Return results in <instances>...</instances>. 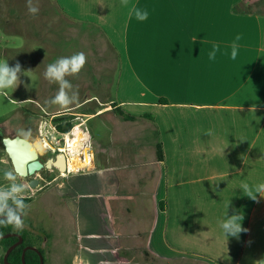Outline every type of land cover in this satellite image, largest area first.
I'll return each mask as SVG.
<instances>
[{
    "label": "crops",
    "instance_id": "1",
    "mask_svg": "<svg viewBox=\"0 0 264 264\" xmlns=\"http://www.w3.org/2000/svg\"><path fill=\"white\" fill-rule=\"evenodd\" d=\"M55 2L79 43L91 47L93 31L102 42L85 49L78 88L87 94L68 111L84 109L74 129L88 153L79 162L94 176L85 182L86 218L115 232L119 259L104 263L120 264V252L142 240L144 253L161 260L264 264V197L240 190L264 183V0ZM133 7L148 19L130 17ZM114 71L115 98L90 94L107 92ZM94 119L108 134L91 154L82 126ZM234 213L246 231L226 236L221 223Z\"/></svg>",
    "mask_w": 264,
    "mask_h": 264
},
{
    "label": "rangeland",
    "instance_id": "2",
    "mask_svg": "<svg viewBox=\"0 0 264 264\" xmlns=\"http://www.w3.org/2000/svg\"><path fill=\"white\" fill-rule=\"evenodd\" d=\"M33 4L39 8V13L35 16L29 14L26 0H0V64L7 61L12 67L19 63L22 70L20 82L16 88L0 91V127L6 129L0 138V188L7 189L12 183L4 178V171H12L16 176L15 182L24 185L25 191L17 194V197L32 199L28 204L30 206L28 214L24 217L25 229L39 235L37 236L41 242L39 247L43 251L42 256L46 264H100L101 262L105 264L107 260L117 261L119 254L114 249L117 246L114 230L97 225L94 220L87 219L85 215V182L93 179L94 176H85L87 173L85 168L78 174H69L66 178L59 171L50 172L44 169L34 176L42 181L41 185L32 188L30 184L28 185L32 177L22 178L15 173L1 143L2 138L19 134L31 139L37 149L43 147V150L39 151L43 162L50 157L55 158L56 155L49 153L47 147L65 146L62 136L55 131V122L67 119L68 124L75 127L81 121L76 119L77 116L74 113L84 109L62 113L63 110H68L69 106L61 108L59 105L46 103V100L51 99L58 91L57 84H50L44 79L46 65L58 57L71 56L76 52L85 53V49L98 48L102 45L101 40V44L98 43L99 38L96 37L95 31L91 35L93 40V43L90 42L91 47H88L89 45L85 47V43H79V40L74 38L75 26L64 18L55 0H33ZM87 63L78 76L66 77L73 84V89L68 90L70 96L75 91V87L78 88L85 80ZM117 83L118 75L114 71L111 83L107 86V92L90 94H97L104 100L115 98ZM78 92V98L73 104L87 94L83 95L84 92L79 88ZM23 109H34L39 112L42 116L39 123L28 118ZM55 111L60 112L53 116L46 115ZM100 123L99 119H94L86 127L85 124L82 126L83 130L92 136L89 146L91 154H95L96 141L108 134V131L100 127ZM35 125L39 126V133L35 132L33 128ZM80 132L73 128L65 142L84 140ZM68 147L70 149V146ZM69 152L73 157L71 151ZM80 157L83 161L85 154ZM53 179L56 180L49 184L48 182ZM86 233L99 235V238L96 237L90 242L85 240ZM140 242L137 243V247L130 250L123 249L120 252V264L124 259H127L125 262L128 264L131 261L138 264H209L191 258L167 261L150 257L144 253V243ZM90 243H102L104 248L102 251L93 249L96 247Z\"/></svg>",
    "mask_w": 264,
    "mask_h": 264
},
{
    "label": "clouds",
    "instance_id": "3",
    "mask_svg": "<svg viewBox=\"0 0 264 264\" xmlns=\"http://www.w3.org/2000/svg\"><path fill=\"white\" fill-rule=\"evenodd\" d=\"M122 6L127 7V0H121ZM26 7L30 15L35 16L39 13V8L33 4V0H26ZM135 15L139 21L148 19L149 13L147 10H142L133 7L129 12V16ZM239 40V37H237ZM219 51L218 45H213L212 51L209 53L210 59H215L216 52ZM237 56V44L233 43L231 58L235 59ZM87 62V57L83 52H76L71 56H61L56 58L52 63L46 65L43 73L44 79L50 84H57L58 91L49 100L47 104L59 105L61 108H67L73 104L79 95L78 88L72 95L69 91L73 89V84L66 79L68 76H78L83 70ZM21 66L17 63L10 67L5 61L0 64V91L9 88H16L20 82ZM3 176L6 180L12 182L7 189L0 188V226H11L14 230L22 231L25 227L24 217L28 214L29 205L24 202L23 198H18L17 194L25 191L24 185L16 183V176L12 171H4ZM240 190L244 196L256 200L257 196L264 197V183L258 185H249L243 183ZM11 200V203H9ZM243 216L233 214L221 223V227L226 236H238L242 231H246L242 227Z\"/></svg>",
    "mask_w": 264,
    "mask_h": 264
},
{
    "label": "water",
    "instance_id": "4",
    "mask_svg": "<svg viewBox=\"0 0 264 264\" xmlns=\"http://www.w3.org/2000/svg\"><path fill=\"white\" fill-rule=\"evenodd\" d=\"M6 153L12 163L15 173L22 178L32 177L30 182V187L35 188L40 185V180L36 176L41 170L57 168L61 173H68L67 157L64 152H59L56 158L50 157L46 164L40 160V152L34 146V144L21 136L15 137H5L2 140ZM11 237H17L18 242L13 244L4 256L5 264H10L8 262V257L13 252L14 249L21 246L24 242L23 237L20 234L12 233L4 236H0V239H7ZM27 251L36 252L39 257L41 264H44V258L41 251L36 246H27L23 250L22 261L23 264L26 263V253Z\"/></svg>",
    "mask_w": 264,
    "mask_h": 264
},
{
    "label": "trees",
    "instance_id": "5",
    "mask_svg": "<svg viewBox=\"0 0 264 264\" xmlns=\"http://www.w3.org/2000/svg\"><path fill=\"white\" fill-rule=\"evenodd\" d=\"M160 103L161 104H167L168 102L166 100H160ZM114 112L117 113L118 115L122 116L124 119L129 120V121H134L137 119V117L132 116V115H128L119 109H114ZM145 117L152 119V117L150 115H146ZM72 128H73V126H71L69 124L58 125V129L61 132H69ZM158 159L163 160L161 145H158ZM18 198H23L24 202L26 204H29L32 201V199L29 197H18ZM9 203H11V200H9ZM160 207L164 208L163 203H160ZM12 233L20 234L23 237L24 242L21 246L14 249L13 252L8 257V262L10 264H23L22 254H23L24 248L27 246L38 247L41 251V254L43 255V251L39 247L41 244L39 237H37L39 235H36V234L32 233L30 230L25 229V228L22 231H17V230H14L11 226H8V227L0 226V236L12 234ZM18 241H19V239L17 237L0 239V264H5V261H4L5 254L7 253L8 249ZM147 256H150V255L147 254ZM25 264H41L39 255L34 251H27ZM44 264H46L45 259H44Z\"/></svg>",
    "mask_w": 264,
    "mask_h": 264
},
{
    "label": "flooded vegetation",
    "instance_id": "6",
    "mask_svg": "<svg viewBox=\"0 0 264 264\" xmlns=\"http://www.w3.org/2000/svg\"><path fill=\"white\" fill-rule=\"evenodd\" d=\"M36 107H38V106H36ZM68 110H63V112L62 113H66ZM23 112L24 113H26V115H28V118H32L33 119V121H35L36 120V123L38 124L39 123V120L41 119V115H40V113L39 112H37V111H34V109L33 110H31V109H23ZM57 114H59V113H57ZM57 114H53V113H46V115L47 116H53V115H57ZM59 123L61 124V125H66V124H68V120L67 119H61L59 122H55V131H57L61 136H62V140H63V144H65L66 142V138L67 137H70V133L72 132V130H73V128L69 131V132H61L59 129H58V125H59ZM58 124V125H57ZM33 128H35V132H37V133H39L40 131H39V126H36L35 125V127H33ZM6 132V129L4 128V127H0V138L4 135V133ZM15 136H21V135H19V134H17V135H15ZM15 136H13V137H15ZM8 137V136H7ZM21 137H23V136H21ZM5 138V137H4ZM23 138H26V137H23ZM55 139H56V137H54ZM26 139H28V140H30L31 141V139H29V138H26ZM2 140H3V138L1 139V143H2V145H3V142H2ZM32 142V141H31ZM52 143H54L53 141H52ZM56 143V142H55ZM57 143H60V142H57ZM3 148H4V145H3ZM58 148H60V146H57V145H55V146H49V147H47V149H48V151H49V153H52V154H55L56 156L58 155V153L60 152V150L58 149ZM53 149H55V151L57 152V153H53ZM4 150H5V148H4ZM5 152H6V150H5ZM62 152V151H61ZM7 154V153H6ZM41 158H42V154H41V156H40V160H41ZM56 158V157H55ZM42 161V160H41ZM43 162V161H42ZM46 162L47 161H44L43 163H44V165L46 164ZM45 169V168H44ZM43 169V170H44ZM45 170H48V169H45ZM42 171V170H41ZM48 171H50V172H55V171H59L57 168H53V169H51V170H48ZM72 172H74V171H72ZM59 173L61 174V172L59 171ZM62 176V175H61ZM31 180L32 179H30L29 180V182H28V185L30 184V182H31ZM56 179H53V180H51V181H49L48 183L49 184H52L54 181H55ZM41 183H42V181L40 180V185H41ZM30 186V185H29ZM30 198V197H29ZM16 234H18V233H16Z\"/></svg>",
    "mask_w": 264,
    "mask_h": 264
},
{
    "label": "bare ground",
    "instance_id": "7",
    "mask_svg": "<svg viewBox=\"0 0 264 264\" xmlns=\"http://www.w3.org/2000/svg\"><path fill=\"white\" fill-rule=\"evenodd\" d=\"M81 145H82V142L80 140H78V141L77 140H69V145H68V146H70L69 151H71V153H72L71 155H73V157L71 156L72 159H71L70 164H69L70 171H77L78 169H81L83 167L82 163L79 162V160H80L79 155L80 154L82 155V153H81L82 149L79 152L78 148ZM38 150L42 151L43 147H39ZM84 154L86 156H88V153L86 154L84 152Z\"/></svg>",
    "mask_w": 264,
    "mask_h": 264
},
{
    "label": "built area",
    "instance_id": "8",
    "mask_svg": "<svg viewBox=\"0 0 264 264\" xmlns=\"http://www.w3.org/2000/svg\"><path fill=\"white\" fill-rule=\"evenodd\" d=\"M68 145H69V142L65 143V146L58 148L60 151H62V152H64V153L66 154V157H67V165H68V173H67V174H69V173H75V172H76V173H77V172H80L81 169H82V170L84 169V164H83V167H82L81 169H78V170L75 171V172L70 171L69 164H70V161H71L72 157L70 156V152H69V147H68ZM53 150H54L53 153H57V152L55 151V149H53ZM84 151H85V148H82V150H81L82 155H81V156L84 155ZM84 159H85V158H84ZM84 159H83V161L85 162ZM64 175H66V174H64Z\"/></svg>",
    "mask_w": 264,
    "mask_h": 264
}]
</instances>
